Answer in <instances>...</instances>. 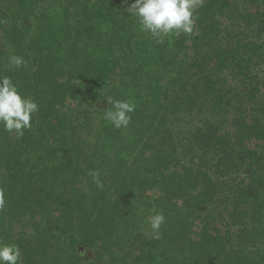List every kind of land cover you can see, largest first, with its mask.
I'll return each mask as SVG.
<instances>
[{
  "label": "trees",
  "instance_id": "1",
  "mask_svg": "<svg viewBox=\"0 0 264 264\" xmlns=\"http://www.w3.org/2000/svg\"><path fill=\"white\" fill-rule=\"evenodd\" d=\"M133 2L0 0V75L39 105L0 127V240L19 264H264V0H204L164 43Z\"/></svg>",
  "mask_w": 264,
  "mask_h": 264
},
{
  "label": "clouds",
  "instance_id": "2",
  "mask_svg": "<svg viewBox=\"0 0 264 264\" xmlns=\"http://www.w3.org/2000/svg\"><path fill=\"white\" fill-rule=\"evenodd\" d=\"M204 0H134L127 7V13L134 17L141 32L149 33L157 43H164L170 35L181 33L191 36L195 29L196 6L203 5ZM9 63L15 67L26 66L22 57L11 55ZM111 105L104 113V119L115 128H127L131 122L130 113L136 104L130 100L107 98ZM39 111L36 100L24 95L10 76L0 75V127L9 133L15 131L19 139L24 131L31 129L34 114ZM97 188L103 189L100 172L91 170L88 173ZM5 191L0 188V211L5 208ZM162 212H156L150 218L154 238L159 239L161 225L165 223ZM20 248L16 244H5L0 240V264H19Z\"/></svg>",
  "mask_w": 264,
  "mask_h": 264
}]
</instances>
